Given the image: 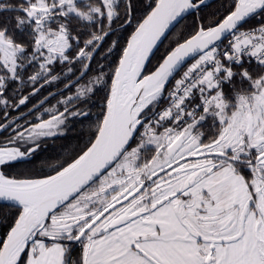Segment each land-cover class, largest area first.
Wrapping results in <instances>:
<instances>
[{"label": "snow or ice", "instance_id": "1", "mask_svg": "<svg viewBox=\"0 0 264 264\" xmlns=\"http://www.w3.org/2000/svg\"><path fill=\"white\" fill-rule=\"evenodd\" d=\"M0 264H264V0H0Z\"/></svg>", "mask_w": 264, "mask_h": 264}]
</instances>
